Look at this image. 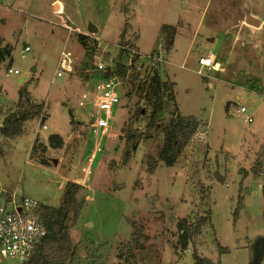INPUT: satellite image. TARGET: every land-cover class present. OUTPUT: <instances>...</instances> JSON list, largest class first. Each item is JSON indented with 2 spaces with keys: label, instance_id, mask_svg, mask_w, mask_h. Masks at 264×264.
Instances as JSON below:
<instances>
[{
  "label": "rangeland",
  "instance_id": "374dc122",
  "mask_svg": "<svg viewBox=\"0 0 264 264\" xmlns=\"http://www.w3.org/2000/svg\"><path fill=\"white\" fill-rule=\"evenodd\" d=\"M249 15L262 22L254 35L240 27ZM84 31L86 49L78 41ZM0 37L13 47L12 60L25 46L30 49L19 75L7 73L9 61L0 65V127L15 111L22 87L32 102L44 104L22 134L0 136V187L68 208L73 247L66 264H124L117 258L119 243L133 248L137 264H193L194 253L220 264H264V162L255 167L264 152V0H0ZM62 50L71 53L74 70L53 79ZM209 55L219 68L198 74V59ZM86 59L114 71L120 64L129 75L114 73L123 83L116 88L119 104L84 181L81 168L95 139L77 151L75 124L91 113L89 104L80 108L78 102L84 81L103 75L85 66ZM155 69L174 83L175 93L158 124L177 106L181 116L200 121V132L180 163L166 167L159 161L151 174L147 162L158 158L161 131L123 163L127 143L120 130L143 107L138 88ZM241 107L252 124L237 114ZM37 133L45 138L44 152L31 151ZM53 134L63 137V149L48 147ZM72 167L75 176L69 178ZM208 212L209 222L184 250L177 222ZM129 221L149 238L142 252L130 240Z\"/></svg>",
  "mask_w": 264,
  "mask_h": 264
},
{
  "label": "trees",
  "instance_id": "16d2710c",
  "mask_svg": "<svg viewBox=\"0 0 264 264\" xmlns=\"http://www.w3.org/2000/svg\"><path fill=\"white\" fill-rule=\"evenodd\" d=\"M78 41L86 49L89 45V37L81 34L78 36ZM13 47L5 44L0 37V65L9 61L12 63ZM109 72L106 76H109ZM139 102L143 103V107L139 108L131 119L128 128L126 139V151L123 157V163H127L131 154L138 148L142 141H147L152 138V133L160 130L162 133V144L156 160L148 161V172L153 173L160 161L166 167H172L183 158L185 149L193 141L200 132V121L195 117H183L178 113L177 106L170 114L168 121L165 124H158L157 119L164 108L166 102H174V83L164 81L159 72L155 69L150 76L143 79L142 86L138 89ZM44 104L34 103L31 101L26 87H22L19 91L16 109L7 114L1 125L0 136L3 138H13L22 134L24 123L43 114ZM144 111V112H143ZM144 121L143 128L140 127L141 121ZM63 139L58 135L53 134L48 137V147L53 150L63 149ZM34 150H46L43 145L34 144ZM264 149V148H263ZM2 152L0 148V153ZM262 156L258 157L256 168L258 170L263 166ZM45 163V162H44ZM259 173V171H255ZM68 200H72V196H68ZM39 212L43 219L47 230L46 236L35 245L28 261L25 264H66L68 257L72 253V241L68 230L69 210L66 206L58 205H41ZM209 212L205 216H199L195 221L182 219L177 222L176 226L180 232L179 243L185 250L188 241H193L200 235L201 229L209 222ZM133 226V232L130 235V240L134 243L137 251L142 252L145 242L148 241V236H145L140 231L134 221H129ZM117 258L124 264H137L135 261V253L132 247L126 243H119ZM220 253L227 251L226 248L219 247ZM193 264H220L219 261H213L209 258H203L193 254Z\"/></svg>",
  "mask_w": 264,
  "mask_h": 264
},
{
  "label": "built area",
  "instance_id": "2783aa9c",
  "mask_svg": "<svg viewBox=\"0 0 264 264\" xmlns=\"http://www.w3.org/2000/svg\"><path fill=\"white\" fill-rule=\"evenodd\" d=\"M29 50L28 46L20 50L19 57H14L12 63L7 65V73L20 74L19 67L23 65L25 54ZM162 57L165 58V55L163 54ZM90 63L87 59L83 62L85 66L91 67L95 73L103 75L98 80L89 78L83 83L84 91L79 98L78 106L83 108L86 104H89L91 113L88 121L79 122L77 126L75 124L76 130L74 129L72 138L74 142H78L77 145L79 144L77 151L88 147L87 140L89 137L95 139L92 153L85 156L86 164L81 168L84 181L92 174L91 167L95 156L100 152L101 142L111 132L113 124L111 114L113 113V108L119 104L116 88L123 84L118 81L119 76L116 77L114 75V73H119L118 70L109 69L100 60ZM74 64V58L71 53L62 50L53 79L62 77L64 73H72ZM198 65L200 67L198 74H201L205 69L219 68L213 55L200 57ZM107 72L110 73L109 76H106ZM120 75L123 76L122 74ZM128 75L129 72L124 77ZM119 79L121 80V78ZM236 112L242 116L245 125L253 123V118L247 113L245 107L237 109ZM47 126V122H43L41 130L46 131ZM120 132L127 136L129 131L128 129H122ZM44 140V136H40V133H37L34 144L44 145ZM33 146L31 148L32 152H34ZM33 161L34 156L27 158L25 163H32ZM41 205L33 198L23 197L18 195L16 191H9L0 187V263L9 261L25 264L35 245L46 236L47 230L39 212Z\"/></svg>",
  "mask_w": 264,
  "mask_h": 264
},
{
  "label": "water",
  "instance_id": "95a60500",
  "mask_svg": "<svg viewBox=\"0 0 264 264\" xmlns=\"http://www.w3.org/2000/svg\"><path fill=\"white\" fill-rule=\"evenodd\" d=\"M53 10L57 11L59 10V7H58V4H54L53 5ZM247 24L249 25H252V26H259V21L251 16H248L247 18ZM73 28V27H72ZM89 32H96L95 29H93L91 26H90V29H89ZM116 68L118 70V72L122 75H126V70L122 68V66H120V64H117L116 65ZM31 72H35L36 71V68L35 66H33L31 69H30ZM23 79L20 80V82H22ZM144 112V111H143ZM0 132H1V127H0ZM76 161H77V153L74 155V162H73V165L75 166L76 164ZM74 167L71 168L70 172H69V178H74ZM216 177L218 178V180L221 182V183H224V179L221 178L220 176L216 175ZM91 224L89 223L88 226H90Z\"/></svg>",
  "mask_w": 264,
  "mask_h": 264
},
{
  "label": "crops",
  "instance_id": "0c3cea01",
  "mask_svg": "<svg viewBox=\"0 0 264 264\" xmlns=\"http://www.w3.org/2000/svg\"><path fill=\"white\" fill-rule=\"evenodd\" d=\"M250 16V15H249ZM252 17V16H251ZM247 18H248V16H247ZM247 18L246 19H243L242 20V22H241V25H240V27H241V29H242V27H244L245 29H246V33H250V35H254V34H256V33H259V31H260V27H261V24H262V22L261 21H259V26L256 28L255 26H249L248 24H247ZM254 18V17H253ZM256 19V18H255ZM249 31V32H248ZM85 32L86 31H84V35H86L85 34ZM91 37V36H90ZM2 38V37H1ZM92 38V37H91ZM237 38V37H236ZM3 39V38H2ZM93 39V38H92ZM3 41H4V39H3ZM246 40H243V42H245ZM4 43H5V41H4ZM6 44V43H5ZM45 122H47V121H45ZM56 135H58V134H56ZM60 138H62L63 139V137L62 136H60V135H58ZM74 176H75V171H74Z\"/></svg>",
  "mask_w": 264,
  "mask_h": 264
},
{
  "label": "flooded vegetation",
  "instance_id": "af4514ba",
  "mask_svg": "<svg viewBox=\"0 0 264 264\" xmlns=\"http://www.w3.org/2000/svg\"><path fill=\"white\" fill-rule=\"evenodd\" d=\"M77 162H78V159H77Z\"/></svg>",
  "mask_w": 264,
  "mask_h": 264
}]
</instances>
